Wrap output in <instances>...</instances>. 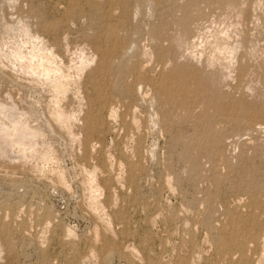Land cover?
Masks as SVG:
<instances>
[{"label": "rangeland", "instance_id": "obj_1", "mask_svg": "<svg viewBox=\"0 0 264 264\" xmlns=\"http://www.w3.org/2000/svg\"><path fill=\"white\" fill-rule=\"evenodd\" d=\"M0 264H264V0H0Z\"/></svg>", "mask_w": 264, "mask_h": 264}, {"label": "bare ground", "instance_id": "obj_2", "mask_svg": "<svg viewBox=\"0 0 264 264\" xmlns=\"http://www.w3.org/2000/svg\"><path fill=\"white\" fill-rule=\"evenodd\" d=\"M20 126H21V125H20L19 121H18V122H17V121H14V122L11 124V127H10V128L8 127L9 129L5 130L4 135H5V136H9V138H10V137L12 138V137H13L15 134H17V132L20 130ZM5 129H6V128H5ZM24 130H25V129H24ZM24 130H23V131H24ZM26 133H28L27 130H26ZM26 133H25V134H26ZM28 134L30 135V133H28ZM28 134H27V135H28ZM27 135H26V136H27ZM23 136H24V135H23ZM31 136H32V134H31ZM12 139H13V138H12ZM19 143H20V142H19ZM20 144H23V141H22V143H20ZM25 144H26V143H25ZM25 144H24V145H25Z\"/></svg>", "mask_w": 264, "mask_h": 264}]
</instances>
